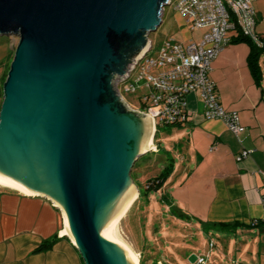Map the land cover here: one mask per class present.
Here are the masks:
<instances>
[{"label":"water","instance_id":"obj_1","mask_svg":"<svg viewBox=\"0 0 264 264\" xmlns=\"http://www.w3.org/2000/svg\"><path fill=\"white\" fill-rule=\"evenodd\" d=\"M168 4L0 0V36L18 39L2 85L0 185L58 206L59 234L83 264H137L125 206L131 169L148 152V121L116 84Z\"/></svg>","mask_w":264,"mask_h":264},{"label":"crops","instance_id":"obj_2","mask_svg":"<svg viewBox=\"0 0 264 264\" xmlns=\"http://www.w3.org/2000/svg\"><path fill=\"white\" fill-rule=\"evenodd\" d=\"M252 8L254 33L264 40V0H256ZM177 22L181 29L176 41L183 45L199 42L206 32L191 33L181 19ZM238 36V31L230 33V39ZM249 54L247 43L231 41L212 62L208 74L220 106L237 113L243 133L233 135L222 122L205 120L202 105L193 94L185 99V124L158 128H167L163 132L168 136L166 145L172 144L175 156L167 146L155 143L158 131L153 128L154 148L146 154L163 155L164 167L170 160L181 162L180 166L173 162L167 178L170 184L161 187L165 189L161 201L186 221L250 229L259 228L255 227L259 223L264 230V54L257 60L259 79L248 65ZM242 151L250 154L236 162ZM134 188L132 203L140 192ZM62 230L61 212L49 200L0 186V264H83L69 237L60 236ZM49 243L47 249H41Z\"/></svg>","mask_w":264,"mask_h":264},{"label":"built area","instance_id":"obj_3","mask_svg":"<svg viewBox=\"0 0 264 264\" xmlns=\"http://www.w3.org/2000/svg\"><path fill=\"white\" fill-rule=\"evenodd\" d=\"M256 0H177L174 10L183 19L189 32L206 30L201 40L183 45L173 39L165 40L152 58V43L140 55L129 75L116 88L134 95L137 91L141 112L157 126H181L187 121L186 97L196 95L202 105V116L208 121H220L233 134L244 132L236 112H227L219 104L214 85L208 74L216 57L229 44L230 33L249 39L258 48L263 42L254 33L255 17L252 4ZM171 5V0L169 4ZM154 73V74H153ZM121 89V91H120ZM250 151H242L236 162L246 159ZM264 179V174H262ZM255 225V223H254ZM212 248V244L209 246ZM194 264H206L197 257Z\"/></svg>","mask_w":264,"mask_h":264},{"label":"rangeland","instance_id":"obj_4","mask_svg":"<svg viewBox=\"0 0 264 264\" xmlns=\"http://www.w3.org/2000/svg\"><path fill=\"white\" fill-rule=\"evenodd\" d=\"M176 1L171 0V5L164 7L161 25L148 35L153 47L149 55L152 58L156 57V50L165 40L171 38L176 41L180 38L178 18L185 27L183 19L174 10ZM17 43L18 39L14 36H0V107L2 79L7 68L9 69ZM121 94L122 101L129 109L141 112L139 97L142 96V91H137L134 95ZM166 129H156L158 134L155 143L163 148L167 146L175 156L172 146H169L172 144L166 145L165 138L168 136L163 133ZM173 162L176 166L181 165L178 158ZM163 167V155L146 154L135 162L130 179L140 193H143L147 181L158 176ZM168 179L164 183L170 184ZM164 192V188L151 190L146 196L138 197L125 211L140 250L139 263L191 264L189 257L195 255L204 258L206 264H264V230L248 227L220 230L196 221L179 219L171 215L170 207L161 201ZM210 244L212 248L209 247Z\"/></svg>","mask_w":264,"mask_h":264},{"label":"trees","instance_id":"obj_5","mask_svg":"<svg viewBox=\"0 0 264 264\" xmlns=\"http://www.w3.org/2000/svg\"><path fill=\"white\" fill-rule=\"evenodd\" d=\"M231 41H232V43L233 42L242 41V42L247 43L250 46V54H249V57H248V65H249L254 77L256 79H259V73L260 72H259V67H258V64H257V60H258L260 55L264 54V44H263L262 48H258L249 39L244 38L241 35H239L237 37V39L231 38L230 41H229V44L231 43ZM261 41L264 43V40L261 39ZM7 71H8V68H7V70H6V72H5L4 76H3L2 83L4 82V80L6 78ZM122 100H123V98H122ZM157 127H159V126H157ZM162 127H173V126H162ZM172 164H173V162L170 160L169 164L166 167L163 168L162 172L157 177L148 180L147 183H146V186L144 188V192L143 193L139 192V197L146 196L147 192H149L151 190H160L161 187L163 186L165 180L169 177V175L172 172ZM170 213H171V215L176 216L179 219L187 220L186 217H183L182 215L177 214L174 211V209L171 208V207H170ZM259 225L260 224L258 223L255 227L261 228V226H259ZM211 226L215 227L217 229H220V230H230V229H234L235 228V225H230V224H215V225H211ZM49 245H50V243L42 246L41 249H47L49 247Z\"/></svg>","mask_w":264,"mask_h":264},{"label":"bare ground","instance_id":"obj_6","mask_svg":"<svg viewBox=\"0 0 264 264\" xmlns=\"http://www.w3.org/2000/svg\"><path fill=\"white\" fill-rule=\"evenodd\" d=\"M122 99V98H121ZM147 121H148V127H147V130H146V133L148 135V138L146 140V143L145 145L142 146L140 152H146V151H150L152 150L154 147L152 146V133H153V123L152 121L147 118ZM1 187H5L3 185H0ZM5 188H8V187H5ZM8 189H11V188H8ZM14 190V189H12ZM14 191H17V190H14ZM19 192V191H17ZM22 193V192H20ZM24 194V193H22ZM26 195V194H25ZM136 196V191H135V188L134 186L132 185V188H131V191H130V194H129V197H128V200H127V203H126V206H125V211L129 208V206L131 205L134 197ZM58 207V206H57ZM59 208V207H58ZM60 209V208H59ZM61 211V210H60ZM64 229V228H63ZM66 235V234H65ZM69 237V236H68ZM138 257H137V264H138Z\"/></svg>","mask_w":264,"mask_h":264}]
</instances>
